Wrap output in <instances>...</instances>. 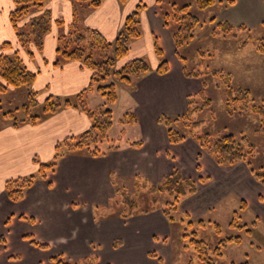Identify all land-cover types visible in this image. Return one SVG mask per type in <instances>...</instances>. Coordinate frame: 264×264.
Wrapping results in <instances>:
<instances>
[{"label":"rangeland","instance_id":"1","mask_svg":"<svg viewBox=\"0 0 264 264\" xmlns=\"http://www.w3.org/2000/svg\"><path fill=\"white\" fill-rule=\"evenodd\" d=\"M119 3L125 5V3L120 1ZM145 4L147 5L145 9H149L150 5L148 3ZM187 4L189 5V12L198 18L199 23L195 28L194 38L178 50L182 58L176 52V46L175 55L170 58L171 60L169 59L171 51L167 47H165L162 57L156 55L158 56L159 64L162 59L169 60V71L167 73L170 72L171 75L169 76L172 79L170 90L174 92L178 100L177 102H170L168 105H163L157 100V97L151 100L153 102V110L157 112V139L160 136L158 133L160 128L165 132L167 142L171 145L177 146L186 143L188 139H193L199 150L208 154L219 166L230 167L239 163L244 164L256 180L257 185L245 181L244 183H235L219 180L214 185L215 187L211 189V192H214V195L221 199L217 203L214 202L208 205L211 199L216 197H211L210 195L207 198L205 194L203 197L198 195L195 206L199 209V212L193 211L192 213L189 210L190 208H184L183 202L198 192L199 185L209 181V177L201 175L202 164L200 159L193 164V169H195L197 174L196 179L186 176L184 173L185 166L186 168L188 166L187 163L181 162L180 157L171 156L167 158L170 161V172L165 171L166 167L163 166L158 172L162 173L164 170V173L157 179V182H152L147 175L141 172L121 176L115 174L110 182L113 186H111L112 193L110 195L105 193L100 196L105 201L104 203L98 202V204H92L91 206L90 204L79 203L70 206L73 211L89 207L87 210L91 211L92 219L95 223H98L99 233L113 242L112 247L115 250L120 249L122 252L125 251V255L129 254L127 259L124 256L122 258L121 256L119 258L107 257L106 261L112 260L105 264H116L117 261L124 264H206L200 258L199 251L192 242L193 238L204 240L207 243L209 255L213 257L215 264H241L245 262L248 264H264V199L261 198L262 196L264 197V180L257 179L252 171V168H254L258 173L264 174V135L258 132L260 116L252 112L251 108L241 110L239 108L241 100L230 102L231 94H229V84L226 81V76H229L230 88H232L233 93L234 90L239 89L249 91L250 107L253 104L264 103V52L259 49V43L264 39V0H215V3L206 7H200L197 0H160L156 3V7L159 12H167L172 17L175 11L174 7H181ZM32 15L33 13L20 23L21 28L27 25L28 20L33 17ZM170 21L172 22V20ZM225 22L233 26L227 32H224L219 25V23ZM80 26L83 27L82 24ZM28 27L26 26V31ZM168 31L171 38L173 29L168 28ZM5 41L11 40H3L0 46ZM1 51L5 52V49L0 47ZM143 58H146L151 66L150 59L148 57ZM24 63L27 65L25 61ZM116 66L120 67L119 63ZM182 70L185 76L182 75ZM184 70L194 72L196 75L188 76ZM135 77L137 76L132 77L131 83L123 82L117 85L118 99L111 106L113 108V126L108 132V145L116 147L109 148L105 154L96 156L89 154L86 148L77 152H65L59 158L55 171L48 172L44 178L36 179L35 183L45 184L52 176L58 173L59 164L71 156L83 158L82 163L75 169V172L82 171L81 173L87 174L90 172V163L87 158H103L111 151L122 149L142 150L147 140L141 134V130H143V126L144 128L145 126L149 128L150 121L147 117H141L138 114V104L136 99L133 98L134 96L137 97L136 90L140 87V84H132ZM36 82L32 88L38 91L37 99L42 104L49 96V93L47 94L46 92L49 90L44 87L42 80L40 81L39 79ZM184 91L192 92V95L186 97V101L184 100L185 105L179 101ZM28 92V86L10 87L5 92L0 91V127L6 123V119L12 120L14 117L17 121H21L23 118L28 117L27 111L23 107L28 102ZM73 96L67 95V97ZM85 101L87 110L99 111L101 108L108 107L105 96L98 91H88ZM154 101L157 102L154 103ZM164 106L172 109L174 113L180 114L163 111ZM65 108L70 107H62L58 111ZM7 112H11L10 117H6ZM84 112L87 113L86 111ZM189 112L188 116L187 113ZM55 113L42 116L37 124L31 125L36 126ZM30 114H41V107L32 108ZM186 114L187 118L174 121L171 125L176 131L185 136L183 140L173 143L169 138V127L164 120L162 121V118L164 116L171 118L176 116L183 117ZM89 119L91 121L90 117ZM12 121L9 123H12ZM20 126L22 125L20 124L16 127ZM82 133L68 136L62 134L57 141L63 142V140L72 136L76 137L77 140ZM226 134H232L240 141L242 137H247L246 141H242L246 151L249 150L248 144L254 145V154L249 157L251 165L246 161H239L232 165L219 164L210 150L203 146L198 138L207 136V139L213 140ZM137 142H140V145L136 144ZM56 144H52L50 139L45 142L44 147L42 146L44 153L47 152V148L49 151L54 146L52 157H47L40 153L34 158L45 163L54 161ZM99 146L102 145L99 144ZM103 146L107 148L106 144H103ZM177 151L175 150V152ZM37 167H39V164H37ZM187 169L190 168L188 167ZM36 171L30 174L36 173ZM147 171L151 173L149 168ZM176 172H179L184 178L195 180L197 189L194 193L187 194L180 199L178 210L174 212V221H171L163 213L164 205L169 201L167 194L153 191V189L156 190L157 186L167 176ZM85 191L88 193L89 188L86 187ZM154 197H156L157 203H160L161 206L159 204L157 207L156 203L155 208H153V203H150V201ZM12 202L16 203V201ZM244 203L245 205L242 207ZM3 211L4 209L0 206V218L3 216ZM121 212H130L132 214L124 217ZM235 212L239 214L238 226H231ZM157 214L163 218L167 226H163V223L157 226ZM112 220L127 222L126 230L119 232L120 227L116 225L118 222H114L113 227H108L109 222L112 223ZM129 222L135 223V229L137 230L138 228L141 231L139 234L144 237V240L141 239V243L136 246L137 249L135 250L126 248L129 238L123 237V235L129 234L131 231L130 226L132 224H128ZM5 224L9 227V221ZM42 229L47 232L45 227H42ZM3 230H5V227L0 226V232ZM229 238H237L239 242L236 240L227 241ZM26 240H29V243L20 242L16 244V249L18 248L21 251L15 254L12 252L14 246L11 238L0 235V255L14 253L12 256L15 258L10 259L9 257L7 261H22L24 258L31 263V260L26 257L30 258L28 252L30 247H32L33 250L39 251L41 256L44 252V256L33 260L34 263L37 262L36 264H52L50 257L56 254H63L66 257L64 253L53 252V246L50 241H41V238L38 240L31 234L23 237V241ZM32 240L49 244V247H41ZM222 242L226 244L224 245ZM217 246L221 247V255L215 252ZM83 258L85 257L69 260L77 261ZM99 259L100 256H98L97 263ZM39 261L40 263H38Z\"/></svg>","mask_w":264,"mask_h":264},{"label":"crops","instance_id":"2","mask_svg":"<svg viewBox=\"0 0 264 264\" xmlns=\"http://www.w3.org/2000/svg\"><path fill=\"white\" fill-rule=\"evenodd\" d=\"M157 2L158 0H128L125 5H121L119 0H103L101 6L93 8L79 2L75 4L73 0H46L45 8L52 13L53 27L45 37L44 48L39 50L32 44L33 54L30 55L18 42L17 31L10 21V12L15 8L14 0H0V43L8 39L11 40L13 46L6 49L5 52L1 51L0 54L19 50L29 69L37 72L36 81L42 80L44 87L49 90L46 91L47 94L63 97L76 95L89 86L92 70L82 66L78 61L66 62L61 66L54 64L58 36L71 29L75 5L84 26L97 29L108 41H113L126 17L135 6L138 3H148L149 9H145L141 15L142 36L131 42L127 57L118 60L117 64L119 63L121 66L127 61L139 57H148L151 66L155 69L159 64L155 51L156 43L163 52L165 47L170 49L169 59L175 55L173 36L171 35L170 38L162 13L157 10ZM40 13V11H35L32 16ZM59 18L64 20V24L61 26L57 23ZM169 75H171L170 72L161 75L152 71L143 76L135 77L132 82V84H140L136 90L137 97L134 96L133 98L138 104V114L141 117H147L150 121L149 128L143 126V130H141V134L147 140L142 150L122 149L111 151L103 158H87L90 163V172L87 174L81 173L82 171L75 172L83 158L66 156L68 158L59 164L58 173L55 176H52L45 184L35 183L25 192L24 198L16 203L10 201L4 191L6 180L36 171L38 167L34 157L40 153L52 157L54 153V146H50L49 151L47 148V152L44 153L42 146L44 147L45 142L51 139V143L56 144L62 134L68 136L82 133L89 128L91 121L87 113L70 107L58 111L36 126L23 124L16 127L12 123H7L0 127V206L4 209L3 216L0 218V226L5 227L0 235L11 238L14 246L12 252L20 253L21 250L16 249V244L20 242L29 243V240L23 241V237L31 234L38 240L41 238V241H50L53 252L64 253L69 259L89 257L93 253L100 256L97 264H105L112 260L106 261L107 257L119 258L121 256L122 258L124 256L127 259L129 254L125 255V251L122 252L120 249L115 250L112 247L113 242L99 233L98 223L94 222L91 211L87 210L89 207L73 211L70 206L79 203L90 204V206L98 204V202L104 203L105 201L100 196L105 193L109 195L112 193L113 186L110 182L115 174L121 176L141 172L147 175L152 182H157V179L164 173V170L162 173H159L158 170L160 171L163 166L166 167L165 171L170 172L171 170L170 161L167 159L169 156L180 157L181 162L187 163V168L190 169L185 166L184 173L186 176L195 179L197 174L193 169V164L200 159L202 164L201 175L209 177L207 183L199 185L196 194L183 202L184 208H190L192 213L193 211L199 212L195 206L198 195L203 197L205 194L207 198L210 195L216 197L212 198L211 201L209 200L208 205L217 203L221 199L215 196L214 192H211L219 180L235 183H244L245 181L257 185L256 180L244 164L239 163L230 167L219 166L208 154L199 150L193 139H188L186 143L177 146L171 145L167 142L165 132L161 128L158 130L160 136L157 139V112L153 110L151 100L157 97V100L163 105L178 101L174 92L170 90L172 79ZM182 75H184L183 70ZM190 95L192 92L184 91L179 101L185 105L186 97ZM163 111L180 114L174 113L172 109L166 106H164ZM175 150L178 151L175 152ZM148 168L151 173L147 171ZM86 187L89 188L88 193L85 191ZM261 198L264 199L263 196ZM8 221L9 227L5 224ZM114 222H118L116 225L120 227L119 232L126 230L127 222L125 221L112 220L108 227H113ZM160 223L167 226L163 218L157 214V226ZM128 224L131 225L132 223L129 222ZM134 224L130 226V233L123 235V237L129 238L126 248L128 247L130 250L137 249L136 246L141 243V239L144 240V237L139 234L141 231L138 228L136 230ZM42 227H45L47 232ZM159 227L161 228V226ZM14 253L0 255V264H36L37 262L34 263L33 260L44 256V252L41 256L39 251L30 247L28 252L30 258H26L30 259L31 263L24 258L22 261H7L9 257L10 259L15 258L12 256ZM36 256L38 257L36 258ZM116 264L124 263L117 261Z\"/></svg>","mask_w":264,"mask_h":264},{"label":"trees","instance_id":"3","mask_svg":"<svg viewBox=\"0 0 264 264\" xmlns=\"http://www.w3.org/2000/svg\"><path fill=\"white\" fill-rule=\"evenodd\" d=\"M119 1L125 3L127 0ZM73 2L75 4L76 2L87 4L93 8H97L101 6L103 0H73ZM14 3L15 8L10 12V21L17 30L18 42L25 51L32 55V44L39 50L44 48L45 37L53 27L52 13L49 9L45 8L46 0H14ZM197 3L200 7H206L215 3V0H197ZM146 7L147 5L145 3L137 4L136 8L126 17L116 38L113 41H108L97 29L84 26L81 23L80 15L75 5L74 20L71 29L67 33L59 34L58 36L56 60L54 62L56 66H60L66 62L78 61L82 66L92 70L89 86L74 95L73 97L75 100L73 97H61L51 94L40 104L37 99L38 91L32 88L37 80V72L29 69L24 63L19 50H15L10 54H0V91L5 92L9 90L10 87H29L28 102L23 105L24 109L27 111L28 117L23 118L21 121H17L16 118L12 116L13 121L6 119L5 124L11 121L13 126H19L20 124H37L42 116L53 114L62 107H75L81 110L86 109L85 96L88 91H98L105 96L108 104V107L101 108L99 111L84 110L91 118V126L85 130L77 140L76 137L72 136L66 138L63 142H58L55 146L56 154L54 156V161L45 163L34 158V161L39 164L36 173L6 180L5 193L10 200L16 202L21 201L24 198L26 190L35 183L36 179L44 178L47 176L48 172L55 171L59 158L62 157L65 152H77L86 148L89 154L96 156L103 155L109 148L116 147L108 145V132L113 126V108L111 106L118 99L117 85L123 82L131 83L133 76L140 77L151 71H156L160 74H165L169 71V63L165 59H162L155 69H153L147 59L143 57L127 61L120 67L116 66L118 60L127 57L131 42L142 36L141 15ZM174 10L172 17L167 12L161 13L166 26L173 29V40L176 46V52L178 53L179 48L188 44L194 38V31L199 20L189 12L188 4L181 7H174ZM35 11H40L41 13L28 20L26 25L29 26L28 30L26 31V26L21 28L20 23ZM170 20H172V22ZM57 23L61 26L64 24V20L59 18ZM80 24H82L83 27H81ZM219 25L224 32L233 28L228 22L219 23ZM0 47L6 50L13 46L10 41H5ZM155 47L157 55L162 57L164 52L161 47L157 43ZM259 49L264 52V39L259 43ZM179 54L180 53H178V55ZM179 57L182 58L180 55ZM185 74L188 76L196 75L194 72L190 71H185ZM226 81L229 84V94H231L229 99L230 102H238L241 100L243 101H240L241 104L239 108L241 110L251 108L252 112L260 116L258 132L264 135V103L253 104L250 107L249 91L239 89L236 91L234 90L233 93L232 88H230L229 76H226ZM38 106L41 107V114H30L31 109ZM10 113L11 112H7L6 117H10ZM187 114L189 116L190 112ZM187 114L183 117L176 116L177 118H171L169 116H164L162 118V121L164 120L169 127V138L171 142L176 143L184 139L185 136L176 131L171 125L174 121L187 118ZM198 138L202 145L210 150L219 164L232 165L239 161H246L251 165L249 157L254 154V145L248 144V151L244 149L245 147L242 141H246L247 137H242L241 141L236 139L232 134H226L213 140L207 139V136H200ZM99 144L102 146H99ZM103 144H106L107 148H104ZM136 144L140 145V142ZM252 171L257 179L264 180V174L258 173L254 168H252ZM196 189L195 180L184 178L179 172H176L167 176L166 179L157 186L156 190L153 189V191L167 194L169 201L164 205L163 213L168 216L171 221H174V212L178 210L180 199L187 194L194 193ZM150 203H153V208H155L157 203L156 197H154ZM159 204L160 203H157V207ZM244 205L245 203L242 207H244ZM131 214L130 212H121V215L124 217L130 216ZM238 218L239 214L235 212L231 226H238ZM233 240L239 242L237 238L227 239V241ZM32 241L41 247H49V244L38 243L35 240ZM192 242L196 245L200 258L205 261L206 264H215L213 257L209 255V246L204 240L193 238ZM222 243L224 245L226 244L225 242ZM215 252L221 255V247L217 246ZM97 260L98 256L95 253L77 261H71L63 254H56L50 257L52 264H97ZM241 264L248 263L245 262Z\"/></svg>","mask_w":264,"mask_h":264}]
</instances>
